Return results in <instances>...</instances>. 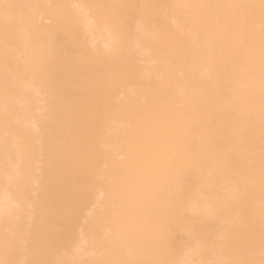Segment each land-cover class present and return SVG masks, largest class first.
Segmentation results:
<instances>
[{
	"label": "bare ground",
	"instance_id": "obj_1",
	"mask_svg": "<svg viewBox=\"0 0 264 264\" xmlns=\"http://www.w3.org/2000/svg\"><path fill=\"white\" fill-rule=\"evenodd\" d=\"M4 3L20 7H0V260L259 264L260 10L193 6L260 0ZM162 175L194 195L215 185L199 201L226 218L215 256L174 253L201 218L149 219Z\"/></svg>",
	"mask_w": 264,
	"mask_h": 264
},
{
	"label": "snow or ice",
	"instance_id": "obj_2",
	"mask_svg": "<svg viewBox=\"0 0 264 264\" xmlns=\"http://www.w3.org/2000/svg\"><path fill=\"white\" fill-rule=\"evenodd\" d=\"M4 11V15L7 17L12 9L20 7L19 5L4 3L0 5ZM39 7V6H36ZM72 8L81 9L86 12V5H71ZM108 9L117 7L112 5H105ZM193 7L201 8H249L254 9L259 7L260 10V30L262 37L261 45V58H260V163H259V181L261 190L264 192V0H260V4L257 5H196ZM7 31V29H6ZM38 70H43L44 61L41 57L38 65ZM7 151V146L5 147ZM173 162L170 161L169 167H172ZM239 175H254L255 167L249 166L247 169L238 170ZM188 176V175H187ZM186 177V176H185ZM185 177L181 181L182 186L176 189V180L162 175L158 180V187L155 195L154 202L148 207L147 215L149 219L156 224L167 223L169 225L177 224L180 225L188 215L201 218L204 222L199 225H192L189 227H182L181 231L184 233L186 240L182 244L180 251L174 250V253L178 256L183 255L184 252L189 249L193 244L197 248H200L205 254L216 255L217 250L220 248L218 236L214 232H223L226 230V218L221 217L219 214L214 213L210 208L205 205L201 207L199 201L217 199L215 195V185L209 186V193L204 194L203 192L194 195L193 188L189 191H185ZM195 180V178H194ZM203 184V182L201 181ZM244 193L241 194V199L244 197ZM120 196V193H117ZM192 209V211H188ZM212 222L214 225H219V229H214L211 234H208L202 230V225L207 222ZM260 260L259 264H264V203L261 205V217H260ZM9 247H14V243L5 241L6 252ZM79 251V249H77ZM0 264H6L5 261L0 260ZM8 264H16V262L9 261ZM19 264H28L27 261H21ZM65 264H76L75 261H67ZM104 264H256L254 259H198L192 261H185L183 259L167 260V259H118L105 261Z\"/></svg>",
	"mask_w": 264,
	"mask_h": 264
}]
</instances>
